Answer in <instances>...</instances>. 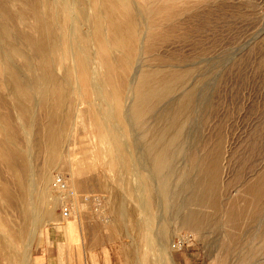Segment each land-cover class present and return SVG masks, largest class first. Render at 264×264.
Wrapping results in <instances>:
<instances>
[{
	"label": "bare ground",
	"instance_id": "1",
	"mask_svg": "<svg viewBox=\"0 0 264 264\" xmlns=\"http://www.w3.org/2000/svg\"><path fill=\"white\" fill-rule=\"evenodd\" d=\"M189 1L0 0V264H21L20 249L12 246L13 241L15 247L17 242L24 250L22 264L26 257L29 259L28 224L36 225L42 215L50 214L54 205L48 196V168L65 154L74 153L67 143L76 124L85 116L94 128L93 138L101 150L96 157L108 158L106 167L114 174L109 179L101 171L100 187L108 194L104 198L116 217L114 232L118 230L131 241L125 249L124 264H149L147 256L132 258L144 245L151 251H166L160 234H165L168 223L163 220L162 228L157 232L153 229V212L158 208V212L163 211L161 200L171 205L169 215L178 226L193 229L191 233L195 231L206 254L218 255L217 264H226L228 257L230 260L229 254L238 246V236L245 228V239L257 238L259 246L241 251H249L245 258L241 254V259L264 255V226L260 221V232L252 227L258 223L255 221L262 214L259 208L264 205L262 176L242 184L239 197L227 203L226 208L218 196L217 177L207 179L204 163L196 179L186 171L179 183L172 181L176 175L173 164L185 149L183 139L189 134L185 127L190 125L196 91L195 87L184 88L189 70L173 64L174 59L167 53L157 54L154 46L160 37L168 36L175 26L174 20L185 13ZM164 46L168 52V46ZM150 54L146 64L129 78L136 58ZM158 107L161 111L157 117L149 118L152 122L147 120L151 124L143 120ZM130 122L140 129L149 126H144L142 134L139 132V140L143 142V154L156 172L155 183L148 177L151 174L139 171L133 163L127 135ZM105 145L107 152L102 150ZM35 150L44 155L43 170L38 175L32 169L38 154L34 152L33 160V153L29 152ZM188 157L190 166L197 165L195 154ZM75 173L71 165V179ZM36 185L45 195V203L38 201L44 204L40 207L35 201ZM57 198L59 202L72 201L77 205L75 194ZM14 214L23 221L19 229L13 226ZM72 222L66 221L60 228L64 235H72ZM222 226L227 228L224 233ZM250 226L258 232L256 235L251 234ZM154 239L159 240L154 243ZM167 256L163 264H174L171 252Z\"/></svg>",
	"mask_w": 264,
	"mask_h": 264
},
{
	"label": "rangeland",
	"instance_id": "2",
	"mask_svg": "<svg viewBox=\"0 0 264 264\" xmlns=\"http://www.w3.org/2000/svg\"><path fill=\"white\" fill-rule=\"evenodd\" d=\"M189 3H191V7ZM189 3L185 13L174 20L175 26L172 30L170 29L168 36L160 37L159 43L157 42L154 46L155 52H158L157 54L164 55L167 53L170 59H174L172 61L174 62L173 64L183 65L182 67H185L186 71L189 70L184 88L191 89L195 87V107L198 105L196 108L194 107L191 117L192 122L190 119L188 122L190 125H186L188 128L185 127L186 133H189L190 135H188L191 137L189 138L188 135H185V139H183L182 147L185 149L182 150V153L184 152L183 155L185 153L187 155L185 154L183 157L181 153V156L178 155L180 159L176 158L173 164L176 175L172 181L174 182L175 180L176 184L179 183L186 171L193 179H196L202 163H204L207 179L210 180L215 175L217 177L218 196L223 204L222 207L226 208L227 203L239 197L242 190L241 186L243 187L244 183L259 176L264 178V0H190ZM164 45L168 46L169 53L165 51L167 47ZM140 53H142L141 49ZM151 56L152 54L146 55V57L144 55L138 56L134 64H132V72L129 78L134 75L136 69H141L146 64V58H151ZM15 63L19 64V60H15ZM162 106L160 105L159 107L162 109ZM159 107L153 111L152 115L145 116L146 119L144 118L143 120L148 123L147 120L149 118L153 120L154 116L157 117L161 111ZM150 119L149 122H152ZM146 122L143 123L145 124ZM129 125L127 135L130 149L132 148L133 151V163L139 171H146L145 173L151 174L148 177L152 178L155 183L157 182L156 172L150 160L143 154V145H141L143 142H140L142 130H145L143 129L144 126L146 129L149 126L144 125L140 129L134 123L130 122ZM136 128L137 130H135ZM76 129L78 133L75 131ZM37 131L38 128L36 127L35 132ZM74 131H72L71 139L75 143L71 139L69 141L70 145L67 143L68 147L71 146L70 149L74 150V153L71 151V155H64L66 160L63 159L64 157L62 158L63 165L57 159L55 161L57 163L48 168L49 175H51L48 184V192H50L48 196L50 195L49 199L54 200V205H52L50 212L52 214L42 215L36 225L33 223L28 224L26 241L31 243V248L29 259L26 257L25 264H30L34 249L47 237H51L57 243L60 264H124L123 259L127 253L125 249H127L131 241L127 236L117 232L118 230L114 232L116 217L112 213L108 199L105 197V200L104 198L108 194L100 187L102 172L105 171L104 173H107V177L113 179V172L106 167L110 161L104 156L96 157V153L101 150L97 141L93 138L94 128L88 125V117H81L76 127H74ZM139 132L142 133L140 134ZM136 140L139 145L136 144ZM72 143L75 145L74 147ZM194 145L198 147L196 148ZM102 150L107 152V145ZM29 152L30 154L33 153L31 154L33 160L34 154H38L34 156L35 160H37H34L35 162L32 161L34 163L32 169L38 175L43 170L44 161L41 157L44 155L39 150ZM192 154H195L197 158L196 166L189 165L188 160L190 157L188 156ZM67 161H71L70 164ZM71 165L74 173L76 172V176L73 179L77 181H74L69 176ZM91 168H94L95 171L94 169L91 171ZM58 174H62L64 178L66 177L69 185H75V182H77L76 186H70L72 189H76H73V191L75 190L74 192L77 195V205L73 204L74 202L72 203V201H67L73 204L74 213L72 218L65 221L61 219V203L57 198V193L52 188V181ZM36 179L37 177H35V182ZM36 187L34 189L35 201L40 207L44 205L43 202L45 203V195L43 194L42 196V192L39 191L40 189L38 190L39 187ZM87 194L99 195L101 197L99 206L85 205L78 197L79 195ZM263 198L264 190L261 203L264 200ZM40 200L43 202H38ZM160 203L163 211L159 210L160 212H158V208L153 212V229L157 232L158 228H162L164 226L163 220L168 223L167 231L163 235L160 234L162 239L159 238L165 245L164 248H167L166 251L160 253L156 252L158 250L151 251L144 245L136 256L132 255V258L137 257L139 259L142 256H147L150 259L149 264H163L167 260V253L171 252L172 259L174 255L179 254L195 258L192 259L191 264H211L212 260V264H217L218 255L215 252H212L214 254L210 253L213 256L206 254L205 250H203V243L195 236V231L191 233L193 229L182 225L178 226L177 220H173L172 216L169 215L171 213V205L164 200H161ZM259 207H261V204ZM262 208L264 211V205L259 208L262 212V214L261 212L259 214L263 215V217L258 215L257 218L260 219L259 221L256 219L255 222L259 224L261 221L262 226H264ZM16 215L19 216L17 213ZM16 215L13 217V226L19 229L23 221ZM51 218L53 219L52 221ZM66 221H73L74 231L72 235L70 234L71 237L69 234L64 235L60 229ZM52 222L54 225H50ZM256 224H253L252 227L260 232L261 224ZM222 227L224 228H222L224 233L227 228ZM252 227L250 226L249 228L252 230ZM246 230L245 228V230L240 232L241 235L238 236L239 244L234 251L232 249L230 252V260L228 257L226 264H246V262H248L247 264H264V255H259L260 257L257 256L258 258L255 256L251 257L246 259L247 261L241 259L242 256L246 257V253L250 249L259 246L257 238L256 240L252 238V240L249 237L247 238V240L249 239L248 241L245 239ZM257 231L255 230L254 232L252 230L251 234L256 235ZM154 235L156 237L157 233L154 232ZM181 238L188 242V248L186 251L174 252L172 244ZM159 239H154L153 242L156 243ZM13 242H11L12 246L16 250L20 249L19 259L22 264L21 253L24 250L17 242H15V247ZM241 245H244V247ZM247 249L249 251L246 253L241 252H245ZM235 251H238L237 253L240 256H237ZM232 256L237 257L233 258ZM155 258L156 260H153ZM173 261L174 264H177L174 259Z\"/></svg>",
	"mask_w": 264,
	"mask_h": 264
},
{
	"label": "built area",
	"instance_id": "3",
	"mask_svg": "<svg viewBox=\"0 0 264 264\" xmlns=\"http://www.w3.org/2000/svg\"><path fill=\"white\" fill-rule=\"evenodd\" d=\"M52 188L57 193V197L59 196L62 197L63 195L68 193L69 195H73V194L76 195V193L70 187L68 181L61 174L56 175L54 177L52 181ZM78 197L85 205H93V206H99L100 198H101L99 195H92V194L79 195ZM60 203H61V207H60L61 219L67 220L69 218H72L74 213L72 203L67 201H62ZM172 248L174 249V252H181L183 250L186 251L188 248V242L184 238L178 239L172 244Z\"/></svg>",
	"mask_w": 264,
	"mask_h": 264
},
{
	"label": "crops",
	"instance_id": "4",
	"mask_svg": "<svg viewBox=\"0 0 264 264\" xmlns=\"http://www.w3.org/2000/svg\"><path fill=\"white\" fill-rule=\"evenodd\" d=\"M173 259L177 264H191L193 261L192 259L195 258L179 254L176 256L174 255ZM30 264H60L59 251L56 241L51 239V237L43 239L42 243L38 244L34 249Z\"/></svg>",
	"mask_w": 264,
	"mask_h": 264
}]
</instances>
